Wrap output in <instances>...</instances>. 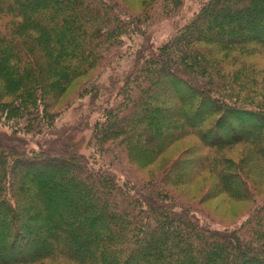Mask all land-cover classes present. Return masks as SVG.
<instances>
[{"label": "trees", "instance_id": "1", "mask_svg": "<svg viewBox=\"0 0 264 264\" xmlns=\"http://www.w3.org/2000/svg\"><path fill=\"white\" fill-rule=\"evenodd\" d=\"M185 4L150 0L138 16L119 0H0V122L16 131L0 132V264H264V197L224 156L241 145L264 160V76L231 56H264V0H204L164 44L125 51L127 39L177 19ZM221 10L230 24L218 20ZM207 15L222 37L193 33ZM125 59L95 122L58 128L52 102L68 84L91 75L76 101L98 99L101 76ZM160 83L174 88L176 102L161 98ZM141 97L147 106L122 122ZM156 111L168 114L166 123L144 120ZM86 129L89 156L75 141ZM26 134L49 145L30 147ZM188 136L205 150L194 173L216 176L234 199L251 202L234 223H203L168 190L171 171L143 179L129 167L154 163ZM25 174L41 179L31 197L22 192ZM30 207L36 214L26 216Z\"/></svg>", "mask_w": 264, "mask_h": 264}, {"label": "rangeland", "instance_id": "2", "mask_svg": "<svg viewBox=\"0 0 264 264\" xmlns=\"http://www.w3.org/2000/svg\"><path fill=\"white\" fill-rule=\"evenodd\" d=\"M129 11L140 16L149 7L150 0H119ZM204 0H186V4L183 8L182 14L175 20L169 22H163L159 25L152 27L144 36L133 35L131 39H127V45L125 51L133 54L139 45L151 44L158 47L165 42L175 33V31L185 23H187L191 18L197 13L199 8L202 7V2ZM222 10L226 7V4H220ZM222 10L219 11L220 16L218 20H224L227 24H230L226 15L222 14ZM226 17V18H225ZM212 16H206L204 20L201 21V27L194 29V34L200 35H214L215 37H222L223 33L215 28L212 23ZM217 22V21H216ZM226 36V35H225ZM239 38L246 39L244 33L237 34ZM242 51H236L231 56L241 55L248 63L254 64L258 71L262 72L264 76V56L256 54H248ZM224 56V55H223ZM220 56V59H225ZM227 59V58H226ZM130 61V59H128ZM127 59L121 63L120 66L113 67L107 70L100 78L99 83L102 85V89L99 93V98H91L89 96L84 97L76 101L79 96L80 91L83 86L86 85L90 79L91 75L78 78L74 82L68 84V87L64 90L63 95L59 96L58 99L52 102V111L61 113L59 120L57 121L58 128H63L67 126H77L82 120L88 119L91 124L100 116V109L107 105V101H111L114 95L115 88L120 86L117 81L121 80L123 77V71L128 69L126 65ZM144 88L148 90L151 89L146 84H142ZM160 86H163L160 83ZM166 89L161 94V98H167L173 102L177 101V94L174 93V88L165 85ZM163 86V88H165ZM5 88V87H4ZM7 89V88H6ZM170 89V90H169ZM9 89L7 92L10 93ZM176 98V99H175ZM160 99V98H159ZM3 102H16V99L5 98ZM74 104L70 105L71 103ZM70 105V107H69ZM168 107L166 104H163ZM147 106V101L144 98H138L137 107L129 111L124 115H120V120L122 122L127 121V119L136 113L138 109ZM69 107V108H68ZM173 106L169 107V112L173 110ZM147 117V116H146ZM144 119V118H143ZM168 119V114L160 111L153 113L152 118L148 117L144 120L147 122L156 120L157 122H165ZM166 123V122H165ZM166 126V127H165ZM91 127V126H90ZM166 129L167 125L161 127ZM252 131V130H251ZM0 132H12L16 133L14 128H10L4 121L0 122ZM90 130H82L76 136L75 141L80 142L81 151L86 155L91 154V150L86 148ZM39 137H31L26 134L27 139H29L30 147L38 148L37 143H42L44 145H49L44 142V136L38 135ZM45 138V137H44ZM84 139V141H83ZM205 150L202 147L201 141L195 136H188L180 139L177 142L169 145L155 160L154 163L147 164L144 161L132 160L129 162V167L135 172V174L143 179H149L153 177L154 174L162 173L165 170L170 174L166 178L165 183L168 186V190L182 198L186 202L193 205L194 209L201 212V221L206 224H210L216 228H222L223 225L234 223L242 215H244L251 202L249 200H238L230 196L222 187L221 181L216 178V176L208 172H198L194 173L196 170L197 163L195 162L196 157L204 155ZM224 156L230 161L235 162L236 165L242 170L246 176L249 184L254 188L256 194L260 197H264V160L255 154L250 148L237 145L235 147H227L224 150ZM174 165V166H173ZM24 167H19L17 173L15 174L16 180H21L23 178ZM24 181L26 182V189L23 190V195L33 196L37 188H39L40 180L38 176L36 178L25 174ZM37 179V180H36ZM17 188V187H16ZM18 189V188H17ZM21 202L19 201V204ZM252 205V204H251ZM24 214H36L32 207L26 209ZM62 221H57V225H61ZM40 229V230H39ZM43 233V236H48V232L41 228H35L33 232Z\"/></svg>", "mask_w": 264, "mask_h": 264}]
</instances>
